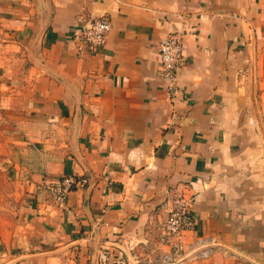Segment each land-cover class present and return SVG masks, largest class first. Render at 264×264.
<instances>
[{"label":"crops","instance_id":"1","mask_svg":"<svg viewBox=\"0 0 264 264\" xmlns=\"http://www.w3.org/2000/svg\"><path fill=\"white\" fill-rule=\"evenodd\" d=\"M100 16L87 51L74 35ZM263 42L260 0H0V264H264V135L242 81ZM69 176L87 184L58 207L42 184ZM181 192L194 225L175 262L157 237ZM199 242L205 258L187 254Z\"/></svg>","mask_w":264,"mask_h":264},{"label":"built area","instance_id":"2","mask_svg":"<svg viewBox=\"0 0 264 264\" xmlns=\"http://www.w3.org/2000/svg\"><path fill=\"white\" fill-rule=\"evenodd\" d=\"M110 30L111 22L106 16H100L91 20L80 32L75 33L74 38L83 44L85 50L96 51L105 44ZM157 49L159 58L157 75L165 82L167 99L172 101L178 91L177 78L184 59V45L177 34L169 33L160 41ZM86 184V178L69 176L57 181L43 183L42 188L56 206L63 207L69 193L75 188L84 187ZM192 203L193 197L186 195L185 192L174 196L172 208L157 237V242L160 245L169 247V254L164 259L171 257L175 262H179L186 255L180 237L194 225L191 215ZM197 252L198 257L205 258L211 253V248L208 243L199 242L190 246L187 254ZM101 258L102 262L107 261L105 255Z\"/></svg>","mask_w":264,"mask_h":264},{"label":"rangeland","instance_id":"3","mask_svg":"<svg viewBox=\"0 0 264 264\" xmlns=\"http://www.w3.org/2000/svg\"><path fill=\"white\" fill-rule=\"evenodd\" d=\"M260 2L264 15V0H260ZM252 57L242 75V81L248 87V93L254 104L255 117L264 135V42L256 48ZM2 157L3 154L0 149V230L10 218L9 197L12 193V188L4 174V165L1 163Z\"/></svg>","mask_w":264,"mask_h":264}]
</instances>
